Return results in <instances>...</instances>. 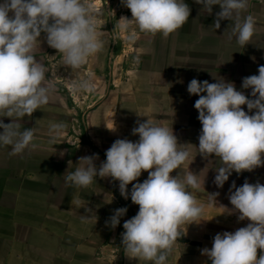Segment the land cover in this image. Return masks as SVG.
<instances>
[{"label":"clouds","instance_id":"9594fccd","mask_svg":"<svg viewBox=\"0 0 264 264\" xmlns=\"http://www.w3.org/2000/svg\"><path fill=\"white\" fill-rule=\"evenodd\" d=\"M121 3L130 9L131 18L122 15L117 20L118 27L130 41L136 39L137 29L168 36L185 24L191 11L186 0H121ZM195 3L208 14L218 5L214 27L219 28L221 20H232V34L239 45L250 43L255 17L247 14L241 19L249 0H195ZM101 12L87 0H0V117L12 118L8 123L0 120V146L10 145L15 154L35 147V129L22 127L20 118L45 105L54 88L53 78L46 76L50 69L36 56L41 32L46 34L47 44L62 55L63 65L79 69L104 47ZM68 87L76 94L92 92L95 85L84 78L71 80ZM249 88L250 95H245L243 89ZM187 91L198 96L193 105L201 123L198 152L204 157L215 154L222 161L215 169L213 182L217 188L223 186L233 171L239 174L264 165V65L258 67V74L243 77L240 89L234 82L216 77L211 83L192 78ZM241 105L256 111L249 114ZM136 124L131 132L138 134L137 140L115 139L99 166L95 163L97 153L78 157L64 182L87 187L96 182V177L118 180L120 195L125 199L130 196L139 206L136 214L123 222L124 251L129 257L166 264L172 245L183 234L181 225L203 219L205 205L198 203L191 189L203 186L205 175L201 178L189 169L182 177L178 173L170 175L189 160L188 149L180 146L183 144L177 142L171 127L149 118ZM63 127L62 123L51 124L50 137L54 139ZM106 127L115 130L114 121ZM68 164L73 165L71 161ZM142 170L148 172L147 178L132 183L131 189L126 190L130 182L141 176ZM229 193L233 208L220 207L229 213L238 210V219L247 218L250 222L232 232L216 233L211 248L204 247L201 253L209 257L211 264H264V251L257 257V249L264 250V184L245 179L236 186L233 181ZM218 195V192L208 194L209 201L215 204ZM85 212L88 215H82L81 219L95 214L89 208ZM126 212V206L116 208L106 224L115 228Z\"/></svg>","mask_w":264,"mask_h":264},{"label":"crops","instance_id":"0c3cea01","mask_svg":"<svg viewBox=\"0 0 264 264\" xmlns=\"http://www.w3.org/2000/svg\"><path fill=\"white\" fill-rule=\"evenodd\" d=\"M190 16L191 20L188 19L190 26H214L213 21L216 19L215 14L203 13L201 9L197 10L194 7L191 8ZM203 18L204 21H201ZM185 26L186 22L171 33V36L173 38L175 34L179 38L187 36L188 39L184 42L189 53L195 51L194 39L197 30L196 27L194 29L188 27L186 34ZM226 28L224 26V29ZM202 32L208 31L204 29ZM157 34L158 38L169 37ZM45 36L46 34L43 33L44 48L42 47V56L40 55L39 58L44 62L46 57H49L46 54ZM204 36L207 38V35ZM204 42L206 43V40ZM161 48L159 51L161 57L158 61L161 63V68L157 69L156 73H149L146 89L151 91L154 88H162L167 99L162 105L163 111L160 113L158 111L151 120L171 127L177 142L183 144L180 146L186 147L190 154L189 160L173 170L170 175L178 173L182 177L188 169L194 174L199 173L201 178L205 175L203 186L199 189H191L198 203L205 205L203 219L198 223L181 225L183 234L177 237V242L172 245L166 264H211V260L201 253V249L211 248L214 235L223 231H235L250 222L247 218L239 220L238 210L231 212L232 214L228 211L224 212L221 205L226 206L227 209H232L233 206L229 199L218 196H224V189L229 191L233 181L236 186L242 185L247 176L249 183L264 184L262 178L264 165L239 174L233 171L225 181L226 184L217 188L213 180L218 165L214 160L220 158L215 154L204 157L196 147L199 143L201 123L197 119L198 111L193 106L198 96L190 95L187 91V84L192 79L191 69L188 67L181 70L176 38L172 42L169 41V44L162 43ZM226 55H229L227 60ZM187 61L188 63L191 61L190 57L188 60V56ZM260 65H264V26L257 24L250 43L240 46L233 34L229 44H224V66L211 72L205 71L200 77H204V80L209 79L210 83L215 81L216 77L231 81L230 78L234 77L231 73L238 69L241 73L235 79H239L236 88L240 89L242 78L258 74ZM196 74L197 72L193 76L198 79ZM51 75L49 72L46 73L48 78H51ZM243 91L245 95L251 93L250 88ZM53 97L54 95L50 93L49 101L45 105L34 110L32 114L20 118L22 127L35 129L33 141L35 147L15 154L11 151L10 145L0 146V264H152L151 261L129 257L121 241L119 242L124 231L123 222L134 216L139 206L131 201L130 196L125 199L120 195L118 180H113L111 177H96V182L87 187L66 185L64 182L67 173L74 169L78 157L97 153L98 159L95 161L97 166L106 159L105 149L117 139L116 109L109 110L108 119L101 120L103 122L99 124L98 133L95 129L92 131L89 124L91 138L81 141L79 137L69 135V130L72 129L71 119L74 118L70 116L72 114L66 96L64 101L61 98V102L54 101ZM241 107L249 114L256 111V109L248 110L246 105ZM11 119L7 116L0 117L5 123L10 122ZM88 120L94 123V119ZM113 121L115 130H109L106 126L112 125ZM134 122L133 119L131 121L125 119L124 123L126 125L124 138L132 141L138 139V134L133 135L131 129L129 132L127 127L137 126ZM53 123L64 125L60 134L54 139L49 135V126ZM101 137L104 138V149L99 146V143H102ZM68 161L73 165L69 166ZM147 175L148 172L142 170L141 176L136 181L130 182L126 190L131 189L132 183L142 182ZM215 192L219 195L215 198L216 203L213 204L209 201L208 194ZM118 195H120L119 199ZM81 204L86 205L80 208ZM125 206L130 209L129 216L121 217L120 223L115 228L106 224L116 208ZM85 208L92 209L95 214L87 219H81L82 215H88ZM262 251L264 250L257 249V257Z\"/></svg>","mask_w":264,"mask_h":264},{"label":"rangeland","instance_id":"374dc122","mask_svg":"<svg viewBox=\"0 0 264 264\" xmlns=\"http://www.w3.org/2000/svg\"><path fill=\"white\" fill-rule=\"evenodd\" d=\"M186 2L190 9L193 7L197 10L201 9V5L195 3V0H186ZM87 3L95 9L102 10L99 20L103 31L101 36L104 41L103 49L79 69H71L63 65L62 55L48 44H46V54L49 57H46L45 62L42 60L50 69L49 74H52L54 88L51 93L54 95L53 100L61 102V98L64 101V96H66L70 114H72L70 116L75 119H71L70 128L72 129L69 130V135L79 137L81 141L82 139L85 141L86 138H91L89 124L92 131L95 129L98 133L99 124L103 122L101 120L108 119V111L114 110V108L117 111L118 119L117 138H124L125 136V119L129 121L133 119L136 124L137 121L151 119L158 111L159 113L163 111L162 105L167 99L162 91L163 89L154 88L151 91L146 89L149 83V73H156L157 69L161 68V63L158 61L161 57L159 51L162 49V43L167 42L169 44V41L172 42L176 38V43L179 46L181 70L190 67L192 78H194L193 74L197 72L198 80H204L205 78L200 76L205 71L211 72L220 66H224V44H229L233 39L232 27L229 28V26H233L232 20H221L219 28L214 26H190L187 20L186 34H188V27L190 29L196 27L197 30L194 39L196 41L195 51L189 52L191 53L189 55L184 42L188 39L187 36L179 38L175 34L173 38L170 33L169 37L164 39L158 38L157 33L153 35L140 32L137 29V36L134 41L126 39L125 35L119 30V21L117 20L122 15L131 18V12L130 9L122 5L121 0H87ZM218 10L219 6L214 5L212 14L214 15ZM247 14L255 17V26L257 24L264 26V0H249L248 8L241 13V19ZM202 16L204 17V15ZM189 19L191 20L190 15ZM201 21H204V18ZM193 22L196 23L197 21L193 20ZM224 26L225 28L228 27L224 29ZM133 27L135 28V25ZM204 29H207L208 32H202ZM42 34L38 37V40H40L38 59L40 55L42 56V47L44 48ZM204 34L207 35V38ZM187 56L188 60L189 57L191 59L189 63ZM226 56V60L229 59V55ZM240 73L241 71L238 69L231 73V76L234 77L230 76V79L235 86L239 85V79L235 78ZM84 78H89L92 81L95 85L94 91L73 94L68 87L70 81ZM90 118L94 119L95 124L88 120ZM133 127L135 126L127 127L129 132ZM101 139L102 143H99V146L103 148L104 138L101 137ZM107 146L108 144H106ZM92 149L94 150V148ZM95 149L97 150L96 147ZM214 163L220 167L222 161L215 159ZM245 178L248 179V176ZM262 178H264V174ZM228 192L227 189H224V196L219 195L218 198L228 199ZM119 198L120 195H118ZM129 215L130 209L127 208L124 216ZM120 241L121 239H119Z\"/></svg>","mask_w":264,"mask_h":264}]
</instances>
